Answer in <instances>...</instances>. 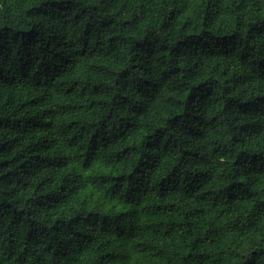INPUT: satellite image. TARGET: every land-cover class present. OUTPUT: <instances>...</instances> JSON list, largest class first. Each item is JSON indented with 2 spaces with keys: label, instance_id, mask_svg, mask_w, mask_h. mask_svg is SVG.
<instances>
[{
  "label": "trees",
  "instance_id": "trees-1",
  "mask_svg": "<svg viewBox=\"0 0 264 264\" xmlns=\"http://www.w3.org/2000/svg\"><path fill=\"white\" fill-rule=\"evenodd\" d=\"M0 264H264V0H0Z\"/></svg>",
  "mask_w": 264,
  "mask_h": 264
}]
</instances>
